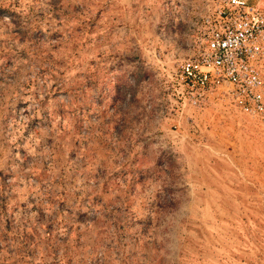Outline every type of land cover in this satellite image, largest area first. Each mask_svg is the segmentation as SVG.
<instances>
[{
    "label": "rangeland",
    "instance_id": "rangeland-1",
    "mask_svg": "<svg viewBox=\"0 0 264 264\" xmlns=\"http://www.w3.org/2000/svg\"><path fill=\"white\" fill-rule=\"evenodd\" d=\"M213 6L0 0V264H264V118L178 77Z\"/></svg>",
    "mask_w": 264,
    "mask_h": 264
},
{
    "label": "built area",
    "instance_id": "built-area-1",
    "mask_svg": "<svg viewBox=\"0 0 264 264\" xmlns=\"http://www.w3.org/2000/svg\"><path fill=\"white\" fill-rule=\"evenodd\" d=\"M197 43L178 68L183 90L200 98L223 94L243 113L264 118V0H214Z\"/></svg>",
    "mask_w": 264,
    "mask_h": 264
}]
</instances>
